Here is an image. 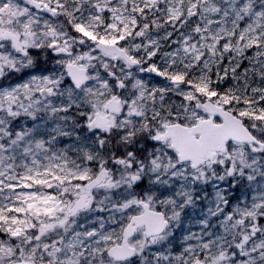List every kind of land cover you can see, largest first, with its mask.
<instances>
[{
    "label": "snow or ice",
    "instance_id": "1",
    "mask_svg": "<svg viewBox=\"0 0 264 264\" xmlns=\"http://www.w3.org/2000/svg\"><path fill=\"white\" fill-rule=\"evenodd\" d=\"M0 264H264V0H0Z\"/></svg>",
    "mask_w": 264,
    "mask_h": 264
}]
</instances>
